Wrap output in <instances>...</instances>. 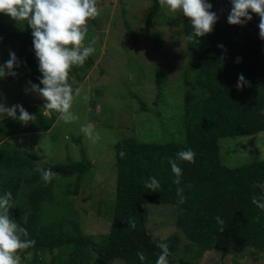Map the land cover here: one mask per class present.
<instances>
[{
    "label": "trees",
    "instance_id": "obj_1",
    "mask_svg": "<svg viewBox=\"0 0 264 264\" xmlns=\"http://www.w3.org/2000/svg\"><path fill=\"white\" fill-rule=\"evenodd\" d=\"M206 2L213 5L214 0ZM160 6L159 0H152L146 25L153 22ZM250 14L253 19L247 24L225 28L229 30L227 38L222 36L223 30L216 22L213 31L197 41L187 39L192 26L190 19L182 14L181 33L190 50L183 76L184 85L189 87L182 105L183 139L158 144L125 137L114 144V206L109 231L99 240L83 234L79 224L72 220L40 225L44 204L53 200L55 179L74 177L75 181L64 194L76 196L92 162L84 157L63 164L37 165L31 156L14 150L4 141L17 134L12 118L0 120V195L7 191L12 193L10 218L27 230L29 239L36 241L33 247L18 251L20 259L31 255L28 264H45L44 254L56 250L60 264H112L116 260H121L122 264H156L160 252L157 244L167 243L171 252L169 264H185L177 259L181 242L178 234L166 239L150 237L143 214L146 204L175 206L176 227L189 241L184 250L193 252L195 249L194 259L206 251H215L221 260L227 254L250 248L264 252V210L252 202L255 197L264 203V188L258 186L264 185V159L231 168L221 162L219 154L220 139L264 131V40L259 37V16ZM15 24L18 23L7 14L0 13V45L9 41L20 45L15 54L20 65L13 69L17 75L0 78V85L22 74L29 76L33 83H39L42 74L36 55L26 52L22 56L33 43L31 28L24 22L21 26L25 30L14 32ZM92 24L96 25L95 19ZM124 28L125 36L136 42V35L126 21ZM92 65L93 59L88 57L84 68L79 70L85 71ZM72 68L69 83L71 72L76 73V68ZM239 74L249 82L241 89L236 87ZM163 80V70L156 69L158 96ZM195 87L199 92L194 91ZM58 114L53 112L47 116L37 107L32 131L23 129V133L48 131ZM189 148L196 153L194 163L177 158L179 151ZM121 152H124L123 157ZM169 158L182 169L179 184L174 183L176 176ZM38 168L51 169L58 175L45 183ZM151 177L159 182L155 190L145 186ZM22 188H26V200L17 203ZM178 189H182L179 194ZM181 197L183 203H180ZM217 217L223 225L218 223ZM64 224L70 225L71 232L62 231ZM138 252L144 254V261L140 260ZM48 264H56V256H52Z\"/></svg>",
    "mask_w": 264,
    "mask_h": 264
},
{
    "label": "rangeland",
    "instance_id": "obj_2",
    "mask_svg": "<svg viewBox=\"0 0 264 264\" xmlns=\"http://www.w3.org/2000/svg\"><path fill=\"white\" fill-rule=\"evenodd\" d=\"M97 6L100 14L94 18L96 25L92 24L94 19H89L84 41L87 46L90 40H95V51L89 56L93 65L85 71L79 70L84 68V64L74 65L76 73L71 72L73 89L81 91L79 96L74 94L70 111L79 119L65 123L58 114L48 133H23V129L31 130L35 121L24 125L11 119L18 131L4 141L14 150L31 156L40 166L80 161L84 157L92 162V168L83 176L76 196L64 194L69 184L75 181L74 177L55 179L53 200L44 204L40 225L72 220L79 224L83 234L99 240L109 231L114 206V144L125 137L158 144L183 139L182 105L185 91L189 88L184 85L183 76L190 50L181 33L183 21L180 10L173 12L166 6H160L153 22L146 25L152 0H97ZM231 7L230 0H214L212 5V11L219 17L217 23L223 30L222 36L226 38ZM124 21L134 31L136 42L125 36ZM24 30L20 23L12 28L14 32ZM19 48V44L10 41L0 45V65L10 58V52L16 54ZM26 50L23 57L26 52L35 54L33 43ZM158 68L164 72L159 96L155 84ZM28 81L31 78L22 74L1 84L0 102L9 107L22 105L34 115L38 107L45 114L43 98L25 91L30 88ZM194 91L199 92L196 87ZM86 95L87 100L84 99ZM7 118L0 116V120ZM82 126L90 127L94 135L99 133L100 139L94 143L81 131ZM219 154L221 162L231 168L263 160L264 131L251 136L220 139ZM26 196V188H22L17 203L25 202ZM143 214L151 238L166 239L178 234L181 242L177 259L185 264H216L219 261L224 264H264V252L253 248L227 254L222 260L215 251H206L194 259L195 249L193 252L184 250L189 241L176 227L177 210L174 205L146 204ZM62 231L71 232L70 225L64 224ZM52 256H56V264H60L56 250L52 254L46 252L43 262L48 264ZM30 257L20 259L21 264H28ZM112 264H122V261L116 260Z\"/></svg>",
    "mask_w": 264,
    "mask_h": 264
},
{
    "label": "clouds",
    "instance_id": "obj_3",
    "mask_svg": "<svg viewBox=\"0 0 264 264\" xmlns=\"http://www.w3.org/2000/svg\"><path fill=\"white\" fill-rule=\"evenodd\" d=\"M230 2L232 7L227 22L230 25L243 26L253 19L250 13H255L260 18L259 37L264 40V0H230ZM159 3L161 7L166 6L173 12L180 10L190 19L192 32L187 36L189 41H197L198 38L211 33L219 19L217 14L211 11L212 4L207 3L206 0H159ZM0 13L7 14L17 23L26 22L31 28L33 47L42 76L39 78V84L28 81L30 88H26L25 91H31L43 98L45 101L43 109L48 116L55 112L59 113V119L65 123L78 120L79 117L70 109L74 94L79 96L81 90L73 89L69 83V72L74 65L82 66L95 51L94 39L90 40L87 46L84 41L89 19H94L100 14L97 0H0ZM218 47L224 48L223 45ZM9 57L3 65H0V78L17 75L13 69L19 67L20 62L14 52H10ZM248 83L243 74L238 75L236 85L238 89ZM84 99L87 100L88 96L86 95ZM0 116L19 120L24 125L34 122L37 118L22 105L15 104L9 107L2 102H0ZM81 131L94 143L100 139L99 133L94 135L90 127L82 126ZM120 155L123 157L124 152ZM195 155L196 153L189 148L179 151L177 158L194 163ZM169 164L176 176L174 183L179 184L182 169L171 158ZM37 171L40 172L41 179L45 183L51 182L58 175L51 169L38 168ZM145 186L155 190L159 187V182L155 177H151L150 182H146ZM258 186L264 188V185ZM180 192L182 189H178V194ZM183 202L184 198L181 197L180 203ZM252 202L264 210V203H260L257 198L254 197ZM12 207V193L7 191L0 195V264H21L18 251L33 247L36 243L34 239L28 238L29 234L24 227L10 218ZM216 219L223 225L224 222L219 217ZM130 226L135 228L132 222ZM157 248L160 252L156 264H169L168 257L171 252L168 244L158 243ZM137 255L141 261H144L145 256L142 252H138Z\"/></svg>",
    "mask_w": 264,
    "mask_h": 264
},
{
    "label": "crops",
    "instance_id": "obj_4",
    "mask_svg": "<svg viewBox=\"0 0 264 264\" xmlns=\"http://www.w3.org/2000/svg\"><path fill=\"white\" fill-rule=\"evenodd\" d=\"M55 124V123H54ZM54 126V125H53ZM53 126L48 130V131H46L45 133H48L52 128H53ZM9 138V137H8Z\"/></svg>",
    "mask_w": 264,
    "mask_h": 264
}]
</instances>
